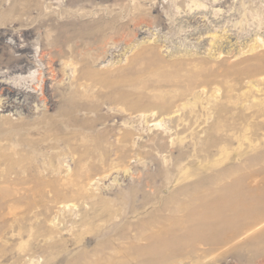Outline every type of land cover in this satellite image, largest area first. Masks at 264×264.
<instances>
[{"label":"rangeland","instance_id":"obj_1","mask_svg":"<svg viewBox=\"0 0 264 264\" xmlns=\"http://www.w3.org/2000/svg\"><path fill=\"white\" fill-rule=\"evenodd\" d=\"M23 1L0 0V24L29 23L38 8L78 10L68 0H31V15L3 10ZM79 10L103 14L109 32L79 84L83 119L99 103L98 143L96 127L79 125L69 147L44 149L57 154L51 163L40 153L33 170L31 160L0 162V264H264V50L244 47L264 39V0H102ZM6 25L0 75L10 71L2 50L25 60L0 84L36 81L38 69L47 78L45 101L25 85L31 109L0 111L8 131L53 113L54 81L48 56L37 57L51 29ZM71 76L67 68L60 83ZM1 145L13 162L10 150L23 147L14 133H0Z\"/></svg>","mask_w":264,"mask_h":264},{"label":"bare ground","instance_id":"obj_2","mask_svg":"<svg viewBox=\"0 0 264 264\" xmlns=\"http://www.w3.org/2000/svg\"><path fill=\"white\" fill-rule=\"evenodd\" d=\"M101 2L102 0H68V4L77 6L78 10L83 9V6L86 5H88L89 7L99 5ZM30 3L31 0H24L22 3L23 8H21V10L19 9V7H15L14 5H11L9 8L4 7L3 10L8 9L14 14L23 12L24 14L31 15L32 11L30 10V8H28ZM196 6L200 11L205 10L202 7L203 5L201 3L196 4ZM38 10L39 12H37L35 16L31 17L28 20L29 23L21 22L18 19L15 20L13 18H8L0 24V29H7L8 25L6 24L9 22H13L16 26H27L28 24H33V27L37 29H41L45 26H48L52 32L49 34L47 32H43L44 34L42 35V39L40 40V49L37 57L43 60L46 56H48L45 66V69L47 70L46 74L51 76L52 81H54V84L51 87L52 95L51 100L48 101L49 106L47 108L48 110H52L53 113L44 114L40 118H35L25 123L27 125H35L33 127H22L20 124H16L15 126H13L15 128L9 129L8 131L4 127V123L8 122L9 120L8 117L0 118V133H2L6 138H10L13 133L18 135L19 140L22 142L23 145V147H19L17 149L14 148L13 150H10L14 154H17L15 162H13V158L9 157L6 154L8 146H0V162L5 163L8 160L5 163V165H7L6 167L8 170L12 169V166L16 163H19L21 166H24L26 160L32 161L28 164L29 169H35V167L40 164V162L32 160V158L35 157L34 154L37 153H40L41 155H46L48 157L49 163H51L53 159L57 156V154H55L54 152L46 153L44 149L62 148L65 146L69 147L71 144H73L72 141L76 140L78 137L80 130L76 127L79 125H90L96 127V129H94V140L96 144L98 143L99 139V129L97 128L98 124L100 123V113L97 110L99 105L98 100H90L92 106H94L92 108L95 110V117L92 118L90 121L83 119V117L79 115V110L83 103V94L79 90V84H81L80 81L82 80V78H85L87 75H89L87 71H84L82 69V65L85 66V64L89 63V61H95L97 59V57L101 53L103 40L105 36L109 33L105 32L104 28L102 27L101 18H103L104 15L94 12L92 19L89 20L90 16H88L87 11L79 12L80 10L78 11L77 9H68L67 11L60 9L56 13L54 11H51L44 13V15H41V9L38 8ZM213 13L214 16L217 14L216 11ZM60 16L61 18L65 19H59ZM74 16H76V18ZM89 21H91V23ZM21 28L25 36L28 34H33V28L31 29V27ZM4 36L5 34L0 31V40ZM223 37L226 38L225 35H223L222 38ZM218 38L221 37L219 35L217 36L215 33L210 34L209 43L213 45L215 42H217L216 40ZM252 41V43L246 44L244 46L245 48H247V50H245L246 52L256 51L257 48H263L264 50V39H260L259 36L255 35V38ZM23 49L30 50V46H25ZM241 50V53H244V48H242ZM218 54L220 55L221 51H219ZM4 55L7 56L6 64H8L7 68H9L10 71L5 75H0V77H7V75L22 72L23 68H14V66L21 63L25 59H23L22 57H13L10 51L2 50L1 56ZM77 60L82 62L79 66L77 65ZM27 63L30 64V62ZM67 68L72 73L70 79L71 82L68 85L65 83H60ZM42 72V69L37 70V74L35 76L36 81H33L31 77H28L27 79H25V81L18 82L17 84L1 83L0 96H4V98L3 100H0V111H7L8 109L11 111L16 106H18V108L21 107L25 111H29V109H31L32 101L35 99V97L32 93L25 91V85H27V87L33 88V90L35 91H40V99L45 101L47 78L42 76ZM261 77L264 80V76ZM37 84H39V87H37ZM253 87L254 86H252V88ZM255 89L257 91L260 90L259 87ZM98 94L99 89L97 88L94 92V95L98 96ZM158 122L159 121H156L154 124ZM74 144H77L76 146H78L77 148H74V150L76 149V151H79V148H82V151L86 150V147L82 144ZM34 148H37L36 152L33 150ZM11 161L13 163H10ZM9 164L10 166H8ZM227 191V189L223 190V192ZM156 252L158 254V251Z\"/></svg>","mask_w":264,"mask_h":264}]
</instances>
